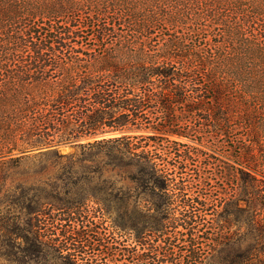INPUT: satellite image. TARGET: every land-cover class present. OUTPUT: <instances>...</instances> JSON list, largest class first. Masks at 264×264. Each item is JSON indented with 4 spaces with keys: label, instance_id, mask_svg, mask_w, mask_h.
<instances>
[{
    "label": "trees",
    "instance_id": "trees-1",
    "mask_svg": "<svg viewBox=\"0 0 264 264\" xmlns=\"http://www.w3.org/2000/svg\"><path fill=\"white\" fill-rule=\"evenodd\" d=\"M177 109L205 112L203 126H182ZM211 123L219 134L236 131L240 144L251 148L240 170L249 181L246 200L256 198L264 180L257 175L264 173V0H0V250L32 258L45 246L29 219L39 208L26 204L25 194L13 199V184L4 188L23 156L15 154L78 141L81 132L113 131L120 134L81 144L143 161L162 151L159 161L151 155L150 163L136 162L139 179L184 190L177 206L168 195L161 213L164 220L179 213L173 219L190 237L185 248H168L163 256L201 262L195 246L214 213L212 196L198 176L199 153L168 136L192 137ZM143 128L165 144L133 142L128 131ZM14 208L25 212L30 227L9 218ZM127 250L112 248L113 263L168 261ZM81 253L90 260L89 252Z\"/></svg>",
    "mask_w": 264,
    "mask_h": 264
},
{
    "label": "rangeland",
    "instance_id": "rangeland-1",
    "mask_svg": "<svg viewBox=\"0 0 264 264\" xmlns=\"http://www.w3.org/2000/svg\"><path fill=\"white\" fill-rule=\"evenodd\" d=\"M154 80L157 82L159 77ZM140 91L135 89V92ZM177 110L182 126H203L205 112L182 115L179 114L181 109ZM204 128L205 133L192 137L168 136L181 142L182 147L193 148L199 153L198 176L212 196L214 213L208 216V224L199 232L195 246L203 252L202 261L197 264H261L260 257H264V180L260 181L257 197L247 201L249 181L240 170L243 155L250 153L251 148H245L243 142L240 144V134L236 131L228 135L219 134L213 123L204 125ZM119 134L105 131L86 135L81 132L76 135L80 136L78 141H63L59 145L15 154L23 156L11 168L13 178H8L4 188L13 184V191H16L13 199L17 201V197L25 194L26 204L39 208L29 214V219L33 235L40 231L45 246L32 258H23L20 254L14 258L0 250L3 252H0V264H116L111 255L112 248L123 249L126 253L128 248L144 252L145 256H158V262L165 258L167 264L171 261L189 262L190 258L185 256L180 260L163 256L168 248L178 252L189 243L187 229L173 219L178 218L179 213H173L166 220L161 213L168 195H174V205L177 206L184 190L173 183L163 188L161 183L155 187L139 179L136 162L150 163L151 155L159 161L162 151L158 149L142 156L143 161L138 155L122 156L117 150H110L101 144H81ZM128 134H131L133 142L155 140L159 148L164 143L153 129H135ZM149 134L156 136L150 140L147 138ZM253 153L259 154L260 150L254 148ZM257 175L264 179L261 171ZM17 211L14 208L16 215L9 218L23 228L29 226L25 212ZM87 236L89 242L81 241L80 237ZM20 242L18 239L17 245ZM155 248L156 251H152ZM84 250L91 254L89 261L80 258ZM153 252L158 254L153 255Z\"/></svg>",
    "mask_w": 264,
    "mask_h": 264
}]
</instances>
